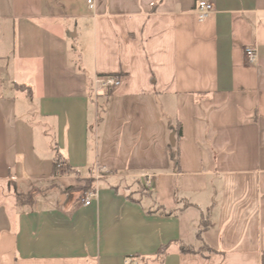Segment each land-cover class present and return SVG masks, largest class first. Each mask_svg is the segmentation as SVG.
I'll return each instance as SVG.
<instances>
[{
  "label": "crops",
  "instance_id": "obj_1",
  "mask_svg": "<svg viewBox=\"0 0 264 264\" xmlns=\"http://www.w3.org/2000/svg\"><path fill=\"white\" fill-rule=\"evenodd\" d=\"M197 1L0 0V264H264V0Z\"/></svg>",
  "mask_w": 264,
  "mask_h": 264
},
{
  "label": "built area",
  "instance_id": "obj_2",
  "mask_svg": "<svg viewBox=\"0 0 264 264\" xmlns=\"http://www.w3.org/2000/svg\"><path fill=\"white\" fill-rule=\"evenodd\" d=\"M88 3H90V1H88ZM194 11L198 16V19L202 21L213 11V5L208 0H199L196 2ZM256 58L257 55L254 49L246 48L244 50V59L247 64L255 63ZM120 83H121V77L119 76H108L102 81L103 86L111 87V88L118 87ZM95 197H96V192L89 190L84 194L81 202L84 206H89Z\"/></svg>",
  "mask_w": 264,
  "mask_h": 264
},
{
  "label": "trees",
  "instance_id": "obj_3",
  "mask_svg": "<svg viewBox=\"0 0 264 264\" xmlns=\"http://www.w3.org/2000/svg\"><path fill=\"white\" fill-rule=\"evenodd\" d=\"M177 132H178L177 133L178 136H180V129ZM171 158L174 160V163L176 165H178V152H177V150L175 151V154L173 156H171ZM68 171H69V169L66 167V164H65L64 160L59 155L57 157L56 161L54 162V165H53V176H57L59 173L65 174ZM134 181L138 185L136 193L145 194V191H147L148 189H146L143 185H141V183L138 180H134ZM84 182H86V180ZM67 190H71V189H67ZM80 190H81V192L83 191L82 195L80 197V201H81L83 196H84V194L87 191H89V190L95 191V188H94V186H92L91 181H90L88 190L84 191V185L80 188ZM126 199L127 200H133V199H131V197H128V196L126 197ZM198 238H199V234H198ZM179 251L182 252V253H185V254L196 253V251H194V249L185 248V247H180ZM200 251H203V249L202 250L200 249ZM165 252H166V248L163 247V248L159 249L157 254H158V256H162V255L165 254Z\"/></svg>",
  "mask_w": 264,
  "mask_h": 264
},
{
  "label": "rangeland",
  "instance_id": "obj_4",
  "mask_svg": "<svg viewBox=\"0 0 264 264\" xmlns=\"http://www.w3.org/2000/svg\"><path fill=\"white\" fill-rule=\"evenodd\" d=\"M111 183H113V182H109V184H111ZM89 184H90V180H86V182L83 183L84 191L88 190ZM110 186H115V187L120 188V189H127V191H125L124 193L126 195L128 194L127 195L128 197H137L136 196L137 195L136 190L138 188V185L135 183L134 179H119L118 181L114 182ZM82 192H80V195H82ZM95 192H97V188L95 189ZM39 201L40 200H38L36 202L37 206H42V205L47 206V205L52 203L51 200H49V201L41 200V202H39Z\"/></svg>",
  "mask_w": 264,
  "mask_h": 264
},
{
  "label": "water",
  "instance_id": "obj_5",
  "mask_svg": "<svg viewBox=\"0 0 264 264\" xmlns=\"http://www.w3.org/2000/svg\"><path fill=\"white\" fill-rule=\"evenodd\" d=\"M174 134L172 133L170 136V144L173 146L174 145V139H173Z\"/></svg>",
  "mask_w": 264,
  "mask_h": 264
}]
</instances>
